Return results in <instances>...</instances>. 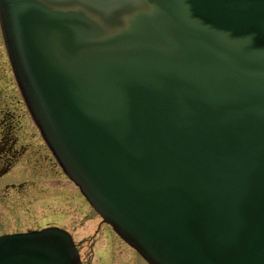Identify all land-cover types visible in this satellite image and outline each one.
I'll list each match as a JSON object with an SVG mask.
<instances>
[{"label": "water", "instance_id": "1", "mask_svg": "<svg viewBox=\"0 0 264 264\" xmlns=\"http://www.w3.org/2000/svg\"><path fill=\"white\" fill-rule=\"evenodd\" d=\"M66 174L151 264H264V0H0ZM0 264H81L66 231Z\"/></svg>", "mask_w": 264, "mask_h": 264}, {"label": "rangeland", "instance_id": "2", "mask_svg": "<svg viewBox=\"0 0 264 264\" xmlns=\"http://www.w3.org/2000/svg\"><path fill=\"white\" fill-rule=\"evenodd\" d=\"M8 129L15 151L0 155V163L8 159L0 174V234L56 225L71 233L83 264H144L52 156L14 81L0 33V136Z\"/></svg>", "mask_w": 264, "mask_h": 264}, {"label": "flooded vegetation", "instance_id": "3", "mask_svg": "<svg viewBox=\"0 0 264 264\" xmlns=\"http://www.w3.org/2000/svg\"><path fill=\"white\" fill-rule=\"evenodd\" d=\"M6 128H9V126L7 125ZM15 143V138L14 137H10L9 135V129L4 132V135L0 136V155L1 154H10V152L15 151V148H13V145ZM8 163V159H4V163H0L2 165H0V174L1 172H4L7 169V164Z\"/></svg>", "mask_w": 264, "mask_h": 264}]
</instances>
